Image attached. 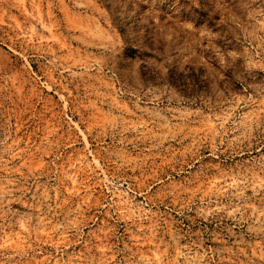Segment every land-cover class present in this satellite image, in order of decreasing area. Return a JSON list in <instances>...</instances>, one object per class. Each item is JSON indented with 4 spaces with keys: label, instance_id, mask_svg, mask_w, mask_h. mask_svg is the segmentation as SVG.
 I'll list each match as a JSON object with an SVG mask.
<instances>
[{
    "label": "rangeland",
    "instance_id": "obj_1",
    "mask_svg": "<svg viewBox=\"0 0 264 264\" xmlns=\"http://www.w3.org/2000/svg\"><path fill=\"white\" fill-rule=\"evenodd\" d=\"M0 264H264V0H0Z\"/></svg>",
    "mask_w": 264,
    "mask_h": 264
}]
</instances>
